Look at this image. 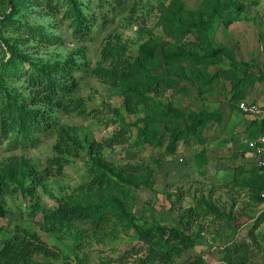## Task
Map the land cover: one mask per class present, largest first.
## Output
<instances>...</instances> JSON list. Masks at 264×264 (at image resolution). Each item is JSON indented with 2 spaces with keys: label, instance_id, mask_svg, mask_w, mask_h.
Wrapping results in <instances>:
<instances>
[{
  "label": "trees",
  "instance_id": "obj_1",
  "mask_svg": "<svg viewBox=\"0 0 264 264\" xmlns=\"http://www.w3.org/2000/svg\"><path fill=\"white\" fill-rule=\"evenodd\" d=\"M93 1L102 7L108 3L121 5L124 0H2L6 8H0V31L5 37L2 42L6 58L0 60V145L10 140L12 145H24L34 140L33 133L54 130V112L69 111L73 107L71 96L78 89V82L72 74L73 65L30 63L29 68L25 66L30 61L20 54L18 44L24 45L29 39L52 43L57 38L28 22L23 23L21 10L30 12L32 6L55 14L64 11L76 36L86 37L91 33L89 25L95 18L85 14L83 7L90 8ZM245 10L243 0H204L196 10L189 8L184 0H170L168 6H163L159 21L170 41L150 38L140 46L135 58L127 57L125 53L116 58L117 51L110 44L102 49V58L110 67L96 70L98 76L103 82L121 90L125 108L131 114L137 113L142 106L150 110L144 120L140 119L125 130V134L136 130L135 144L164 148L167 155L174 156L179 153L181 143L192 139L194 144L202 146L195 157L196 167L201 172L208 165L205 132L209 126L221 123L223 114L210 110H181L172 102L166 105L156 100L157 96L165 97L170 92L171 96L180 94L188 97L185 80L196 86L201 95L222 77L231 85L228 99L231 108H240L250 89L264 83V73L259 72L254 61L243 62L234 50L217 44L213 34L220 24L227 30L239 22L238 18ZM6 31L11 35L6 36ZM14 32L20 33L19 36L26 34L28 39L15 38ZM190 36L195 40L185 41ZM225 60L230 64L221 67ZM164 66L168 68L159 73ZM213 66L218 68L211 72L209 69ZM17 81L22 84L17 86ZM253 117L256 120L250 125L249 135L256 139L264 133V118ZM112 140L115 139L108 140L110 146L113 145ZM244 146L253 150L246 144ZM83 151L89 157L85 165L91 175L88 185L91 192H87L90 198L83 202L80 195L72 200H60L55 211L45 216L51 232L66 229L67 235L73 236V245L65 244L67 252L74 255L81 248L85 233L77 228L80 224L89 228L93 226L96 232H100L97 236L102 241L115 239L114 236L125 232L134 233L136 243L120 255L117 259L119 264H177L179 260L182 261L179 264H208L202 253L193 252L201 235L208 229L203 222H198L204 220L212 225L217 223L218 235L227 239L218 250L224 264H264V210L242 223L234 211L227 214L219 204L201 196L197 207L179 208L182 211L177 225L141 222L132 211V189H152L154 171L144 166L115 168L109 165L96 144L83 140L75 129L70 128L58 130L55 155L48 159L43 171L31 162L17 158L0 165V220L6 217V195L34 196L36 187L42 186L46 179L64 174L71 162L69 156L79 157ZM28 179H31L29 184ZM223 186L231 192L237 189L245 191L254 207L264 206V170L258 166L252 170L243 166L235 168L232 181ZM180 201L178 196L175 203ZM250 222L253 224L244 230ZM5 228L0 227V236ZM103 229H108L109 233L104 234ZM49 248L36 231L18 227L3 238L0 264H83L78 255L74 257L75 261L69 262L72 255L64 254L59 246L51 248L59 253L55 258L45 260L47 262L34 257L35 252L45 254ZM104 264L111 263L107 261Z\"/></svg>",
  "mask_w": 264,
  "mask_h": 264
},
{
  "label": "rangeland",
  "instance_id": "obj_2",
  "mask_svg": "<svg viewBox=\"0 0 264 264\" xmlns=\"http://www.w3.org/2000/svg\"><path fill=\"white\" fill-rule=\"evenodd\" d=\"M184 1L189 8L196 10L204 0ZM243 2L246 10L238 18V21H254L257 28L255 37L259 43V55L254 64H257L259 72L264 73V0H243ZM169 4L170 0H124L121 5L108 3L101 7L99 3L93 1L90 8L83 7L85 14L95 18V21L89 25L91 33L86 37L76 36L71 20L65 18L64 11L55 14L32 6H30V12H26L25 9L21 10L20 20L23 23L28 22L53 38H57L52 43H44L39 39H29L24 45L18 44L20 54L27 56V61H30L25 66L27 65L29 68L30 63L73 65L72 74L78 82V89L71 96L73 107L69 111L54 112L53 116L56 122L54 130L43 134L33 133L34 140L28 141L24 145H12L11 140L0 145V165L17 158L20 159L19 161L31 162L37 169L43 171L48 159L55 155L54 145L58 130L70 128L75 129L83 140L96 144L100 148L101 156L109 165L115 168L144 166L154 171L152 189L146 187L138 190L131 188L134 191L132 211L141 222L152 224L154 221H158L165 225H177L182 211L179 208L197 207V200L201 196L219 204L220 208L227 214L234 211L240 218L239 222L242 223L247 218L256 217L257 214L261 213L264 206L254 207L245 191L237 189L231 192L223 186L229 177L225 175L223 178H219V174L215 175L218 173L216 171L211 173L215 177H210L211 174L208 173L207 175L204 169L201 172L198 170L195 157L202 146L198 143L194 144L192 139L181 143L179 153L174 156L167 155L164 148L135 144L136 130L132 129L126 134L125 130L140 119L144 120L150 110L142 106L139 107L137 113L131 114L125 108V97L121 90L103 82L96 73V70H107L110 67V64L102 58V49L108 44L112 45L117 53L121 52L116 53V58L121 57L123 53L127 57L135 58L140 46L150 38L170 41L171 38L159 25L163 6ZM3 7L6 8L0 0V8ZM232 12L234 15L236 14L235 11ZM218 27L213 36L215 42L222 45L220 42H223V39L220 38L219 41L216 37ZM1 32L0 60L6 58V53L3 51L5 44L2 42L5 37L2 36ZM18 32H14L15 38L28 39L26 34L19 36L20 33L18 34ZM5 35L10 36L11 34L6 31ZM187 40L194 41L195 37L190 36L185 41ZM159 54L162 56L161 49H159ZM229 64L230 62L225 60L221 67ZM216 67L213 66L209 70L214 72ZM167 68L168 66H164L159 73L165 72ZM184 82L188 86V97H182L180 94L171 96L172 93L170 92L165 97L157 96L156 101L166 105L172 102L174 107L181 110L224 112L228 105L230 106L228 99L231 85L224 78L221 77L214 86L202 91L201 95L198 88L190 81L185 80ZM8 83L13 86L11 82ZM21 84V81L16 82L17 86ZM252 88L256 89L255 99H253L255 104L264 106V83ZM241 138L245 137L242 136ZM111 139L116 140H112V146L108 141ZM248 139H243L241 144L244 145V140ZM208 144H210V140L207 141L206 139V147L210 150ZM231 146L232 149L234 147V152L235 150L238 151L237 143ZM215 148L217 147L215 146ZM221 148L219 146L214 151L217 157L223 155L222 150L224 149ZM226 154L227 152L224 154L226 157H222L223 159L226 161L233 159L232 155L227 156ZM69 158L71 162L66 166L64 174L46 179L42 186L36 187L34 196L10 194L4 197L6 217L0 220V227L6 228L3 235L0 236V248L3 246V238L6 235L18 227H23L36 231L49 244V252L45 254L43 252L34 253L36 259L45 261L50 257L55 258L59 252L51 250L54 246L56 248L57 246L61 247L64 254H73L67 252V248H65V244L73 245V236L67 235L66 229L51 232L50 226L45 221V216L55 211L60 200L68 201L80 195V200L83 202L90 198L87 192H91L88 187L91 175L85 165L89 159L87 152L83 151L79 157L69 156ZM228 163L230 164L232 161ZM234 164L236 163L229 165L230 169L235 166ZM30 182L31 179H28V184ZM178 196L181 197V201L176 204ZM174 204H176L175 209L172 208ZM209 220L211 219L209 218ZM198 222L200 224L203 222L204 226H208V229L201 235L195 249L205 256L208 264H224L218 250L225 245L227 239L218 235L220 232L218 230L219 225L217 223L212 225L209 224V221L205 222L204 220ZM250 224L252 225L253 222ZM249 227H245L244 230ZM77 228L84 230L85 235L80 242L81 248L69 257V262L75 261L74 257L78 255L83 259V264H104L107 261L111 264H119L117 259L120 255L136 243L132 231L122 233L119 236L113 235L115 239L108 238L102 241L97 236L100 232H96L93 226L89 228L88 225L77 224ZM262 228L264 230V223ZM104 229L102 230L104 234L109 233L108 229L106 231ZM212 250L213 252H209ZM45 255L49 257H45ZM180 262L182 261L179 260L177 264Z\"/></svg>",
  "mask_w": 264,
  "mask_h": 264
},
{
  "label": "crops",
  "instance_id": "obj_3",
  "mask_svg": "<svg viewBox=\"0 0 264 264\" xmlns=\"http://www.w3.org/2000/svg\"><path fill=\"white\" fill-rule=\"evenodd\" d=\"M256 30L257 28L253 20H244L235 22L227 30L224 28V25H220L216 32V37L219 41L223 39V42L221 41L220 43H222L223 46L234 50L241 61L253 62L259 55V43L255 37ZM255 95L256 89L252 88L248 92L247 99L253 100L255 99ZM251 100L248 103L255 104V101ZM221 113L223 114L222 122L209 126L205 132L207 141L210 140V144H208V148H210V150L207 149V157L209 163L205 166L204 171L207 172V175L208 173L210 175L211 173L216 171L218 173H215V175L219 174V178H223L226 175L227 177H229L226 181L230 182L233 179V171L235 168L243 166L247 170H252L253 168L258 166L256 152L250 149H246V146L241 144L242 140L245 138L253 139L249 135L250 125L254 120H256V118H254L253 115L244 114V112L239 107L232 109L229 105L226 111H221ZM226 117L228 118L226 119ZM242 136H244L245 138L242 139ZM234 143H237L239 146L237 152L236 150L234 152V147L233 149L231 148V145ZM215 146L217 148L221 146V149H224L222 150L223 155L217 157L214 154V151H216L217 149L215 148ZM224 151L227 152V156L232 155L233 159L229 160L232 161V163L229 164V161H226L222 158L226 157L224 155ZM249 156L250 158H248ZM233 163L236 164H234L235 166L230 169L229 165H233ZM215 175L211 174L210 177H215ZM250 225L251 224L248 223L246 227H249ZM193 252L200 251H197L195 249ZM209 252H213V250Z\"/></svg>",
  "mask_w": 264,
  "mask_h": 264
},
{
  "label": "built area",
  "instance_id": "obj_4",
  "mask_svg": "<svg viewBox=\"0 0 264 264\" xmlns=\"http://www.w3.org/2000/svg\"><path fill=\"white\" fill-rule=\"evenodd\" d=\"M240 108L243 112L258 118H264V106H259L253 103L242 102ZM244 144L248 145L257 154L258 167L264 170V133L258 138L253 140H244ZM262 199L264 200V192L262 193Z\"/></svg>",
  "mask_w": 264,
  "mask_h": 264
}]
</instances>
